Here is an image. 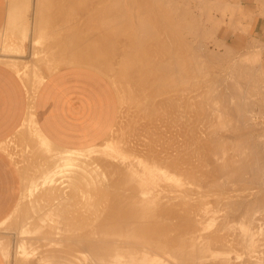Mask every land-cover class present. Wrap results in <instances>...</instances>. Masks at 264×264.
<instances>
[{
	"label": "bare ground",
	"instance_id": "1",
	"mask_svg": "<svg viewBox=\"0 0 264 264\" xmlns=\"http://www.w3.org/2000/svg\"><path fill=\"white\" fill-rule=\"evenodd\" d=\"M172 1L23 0L15 9L24 18V43L30 31L49 73L63 65L98 70L126 105L119 133L103 146L85 157L55 152V164L38 166L46 171L35 176L45 194L33 196L34 213H26L36 223L16 230L15 264H264V64H252L262 57L243 63L226 45L223 53L207 51L199 40L203 16L193 11L195 21L183 0ZM225 4L212 8L231 13L236 28L240 12L247 24L238 28L249 32L254 18ZM63 16V32H73L61 41L53 34L51 42V22ZM223 16L204 22L218 31ZM205 31L201 36L215 35ZM82 177L92 179L83 193L59 191Z\"/></svg>",
	"mask_w": 264,
	"mask_h": 264
},
{
	"label": "crops",
	"instance_id": "2",
	"mask_svg": "<svg viewBox=\"0 0 264 264\" xmlns=\"http://www.w3.org/2000/svg\"><path fill=\"white\" fill-rule=\"evenodd\" d=\"M229 1L237 4L246 17H253L254 23L248 33L228 30L223 35L225 44L247 51L255 43L254 51L262 54L264 64V0L226 3ZM22 5L23 0H0V264H15L19 245L16 240L21 242L18 232L23 224L26 227L33 221L28 215L36 208V194H45L37 185V173L55 164V152L79 155L106 140L118 122L120 110L111 79L93 68L64 66L39 80L40 66L33 53L32 34L29 31L24 43V18L17 13ZM12 9H17L18 19ZM18 63L21 64L17 66ZM43 170L40 174L46 172ZM30 174L37 181L32 183ZM30 210L33 213L28 214Z\"/></svg>",
	"mask_w": 264,
	"mask_h": 264
},
{
	"label": "rangeland",
	"instance_id": "3",
	"mask_svg": "<svg viewBox=\"0 0 264 264\" xmlns=\"http://www.w3.org/2000/svg\"><path fill=\"white\" fill-rule=\"evenodd\" d=\"M24 1H25V0H24ZM26 1H27V0H26ZM30 1H32V2L34 3L35 0H30ZM41 1H42V0H39V1L36 0V5H37V4L40 5V4H41ZM171 1H172V0H171ZM174 1L176 2V1H180V0H174ZM174 1H172V2H174ZM181 1H182V0H181ZM184 1L186 2L187 0H183V1L180 3L184 10L187 9V8H189V10H190V8H191L192 12H191V10H190V14H191V13L193 14V11H194V13H195L194 15L197 14V15L200 16V17L203 16V18H202L203 20H201L200 18H198V16H194V15H193L194 18H195V21H197L196 19H198V21H199V19H200V21H199V22H200V28H203V27H201V25L205 27V28H203V29H199V30H201V33H202V34H204V31H205V30H206L205 33L207 32V29L209 28L210 24H211V25H214V24H215L214 21H215V18H216V17H217V20H218V19H219V18H218L219 16H223V15L221 14L222 11H221L220 9H219V10L221 11V13H220L219 11H216V8H214V9L212 8V7H214V5H215V4H214V5H213V4L211 5V3L213 2V0H212V1H211V0H207L205 3H204V0H203V2L200 0V2H202V3L197 2L198 0H188L190 3L187 2L186 5H185ZM208 1H211V3L209 4ZM214 1H215V0H214ZM226 1H228V0H226ZM32 2H31V3H32ZM37 2H38V3H37ZM39 2H40V3H39ZM33 3H32V5H33ZM182 3H184V6H183ZM225 3H226V2H225L224 0H221V1L219 2V4H221V5H223V6L226 5ZM201 4H202V5H201ZM203 4H204V5H203ZM207 4H209V7H208V8L210 9V11L207 10V9H208V8L206 7V6H208ZM216 5H217V4H216ZM216 5H215V7H217V6L220 7V6H221V5H217V6H216ZM227 5H228V4H227ZM63 6H64V5H63ZM63 6H62V7H63ZM65 6H66V5H65ZM202 6H203V7H202ZM223 6H221V7H223ZM57 7H58V6H57ZM66 7H67V6H66ZM184 7H186V8H184ZM201 7H202L204 10H203ZM221 7H220V8H221ZM200 8L202 9V11L200 10ZM205 8H206V9H205ZM53 9H54V8H53ZM63 9H64V11H62ZM63 9H62L61 11L66 15V13H67L68 11L65 12V10H68V8L65 9V7H64ZM211 9H212V12H211ZM51 10H52V9H51ZM69 10H70V9H69ZM206 10H207V14H209L208 12H210L211 14H213V15L215 16V17H214V16L211 15V14L207 15V17H208L210 20H214V21H210V22H208V23H207V21L204 22V20L206 19V17H205V15H206ZM217 10H218V7H217ZM187 11H188V10H187ZM214 11H215V12H214ZM188 12H189V11H188ZM63 13H62V15H63ZM182 13H183V12H182ZM203 13H205V14H203ZM214 13H215V14H214ZM239 13H240V12H239ZM239 13H238V11H237L236 15H238V17L241 18L242 20L239 19V23H237V24H239V26H238L239 28H240L241 26H242L241 28H243V25H242V24H247V22H246L247 20L245 21L244 18L240 17V16H239ZM30 14H31V15L33 14L31 10H30V12H29L28 15H29L30 19H32V16H33V15L31 16ZM68 14H69V13H68ZM68 14H67L66 17H68ZM188 14H189V13H188ZM188 14H186V15H188ZM190 14H189L188 16H192V14H191V15H190ZM181 15H183V14H181ZM210 15H211L212 19L209 17ZM226 15H227V16H226ZM240 15H241V14H240ZM58 16H59V15H58ZM193 16H192V17H193ZM225 16H226V17H225ZM225 16H223V17H225V18H224V22H225L224 25H225V26L223 25L222 28H221L220 30H218V31H214L215 29H213L212 26L210 27V28H212V29H211L212 32H213V31L215 32V33H214L215 35H213L212 37H209V34H207L208 36L206 35V37H204V35L201 36V35H202V34H201L200 37H199V38H201V39H199V38L197 37V38L200 40V42H203V45H205V46L207 47V48L205 47L207 51H208V49L211 50V48H212L213 51H216V52H217V50H218L219 52H222V53L225 52L224 49H226V48H224V46H222V45H226V46H228V45L225 44V42H224V40H223V35H224L226 32H228V30L237 31V32H241V33H248V32H246V31H245V32L242 31V29L240 30L238 27H237V28L235 27V24H236V23L234 24V22H236V21L233 22V21L231 20V17H230L231 15H230V13H225ZM63 17H64V16H63ZM66 17H64L63 20H64ZM196 17H197V18H196ZM59 18L62 19V16H59ZM59 18H58V19H59ZM204 18H205V19H204ZM208 18H207V19H208ZM220 18H221V17H220ZM235 18H236V17H235ZM61 19L58 20V21H60V22L53 20V21H52L53 23H52V22L50 21L51 24H53L54 31L58 29L56 32L52 31V30H53L52 27H51L52 30L49 29V31L47 32V33H49V32L52 31V32H51L52 34L50 33V35H49V34L47 35L48 37H49V36L52 37L53 34L56 35V36L53 35L52 39H53L54 37H55V38H58L57 36H59L60 39H59V40L56 39V42L61 41L62 38H63L65 35L67 36L68 33L70 34V33L73 32V31H72V32H71V31H69V32H63V31H64V30H63V27H66L65 31H68V27H67V25L69 24V22H68L69 20H68L67 18H66V20H64V21L61 20ZM207 19H206V20H207ZM225 19H226V21H225ZM56 20H57V19H56ZM193 20H194V19H193ZM217 20H216V21H217ZM230 20H231V21H230ZM243 20H244V21H243ZM54 21L56 22L55 26H54V23H55ZM62 21H63V22H62ZM65 21H66V22H65ZM216 21H215V22H216ZM241 21H242V22H241ZM57 22H58V23H57ZM211 22H212L213 24H212ZM232 22H233V24H234V27H233V28L231 27L233 24H232V25L230 24V23H232ZM237 22H238V21H237ZM47 23H49V21H48ZM202 23L205 24V25H203ZM241 23H242V24H241ZM59 24H60V25H59ZM249 24H250V23H249ZM251 24H253V23H251ZM49 25H50V24H49ZM61 25H62V26H61ZM198 25H199V24H198ZM240 25H241V26H240ZM59 28H60V29H59ZM61 28H62V30H61ZM210 28H209V29H210ZM50 30H51V31H50ZM211 30H208V32L210 31L209 33L212 34ZM226 30H227V31H226ZM244 30H245V29H244ZM248 31L250 32V30H248ZM62 32H63V33H62ZM208 32H207V33H208ZM216 32H217V34H216ZM58 33L61 34V36L58 35ZM63 34H65V35L63 36ZM62 36H63V37H62ZM66 36H65V38H67ZM51 37H49L48 40H50ZM61 37H62V38H61ZM203 37H204V38H203ZM195 38H196V37H195ZM197 38H196V39H197ZM210 38H212V39H210ZM214 38H215V39H214ZM52 39L50 40L51 42H52ZM196 39H195L194 42L197 41L196 46H198V45H200V44H198V39H197V40H196ZM202 39H205V40H202ZM206 39H207V41H206ZM208 39H209V40H208ZM53 40H55V39H53ZM57 40H58V41H57ZM64 40H65V39H64ZM201 40H202V41H201ZM217 40H219L221 43L224 42V44H221L220 42L218 43ZM54 42H55V41H54ZM205 42H206V43H205ZM216 43H217V44H216ZM57 44H58V43H57ZM46 45H48V43H46ZM203 45H201V46H203ZM217 45H218V46H217ZM219 45H220V46H219ZM253 45H254V44H252V47L254 48L255 45H254V46H253ZM226 46H225V47H226ZM44 47H46V46H44ZM44 47H43V49H44ZM217 47H218V48H217ZM228 47H230V46H228ZM250 47H251V46H250ZM252 47H251V48H252ZM34 48H35V47H34ZM55 48H56V49H55ZM205 48H204V46H203V49H205ZM251 48H249V49H251ZM253 48H252V49H253ZM45 49H46V48H45ZM54 49H55V50H54ZM54 49L51 50V48H50V51H49V52H48V49H46V51H45L44 54L48 53V55H50L52 52L56 53V51H57V47H54ZM233 49H234V48H233ZM213 51L211 50V52H213ZM42 52H44V50H43ZM247 52H249V53H251V54H250L249 56H247V55H248ZM244 53H246V54H245L246 56L243 58ZM230 54H231V56H234V58H236V59H234V61L236 60L235 62H237L238 59H239V62H243V61L245 62V61L247 60L248 62H247V61H246V62L249 63V61H250V62L252 61V57H253V55H255L256 57L258 56V57H260V58L262 57V54H261L260 52L256 51V50H255V51H254V50H251V51H250V50H247V51H245V50H244V51H240L239 49H234V52L232 53V51H231ZM240 54H243V55L240 56ZM34 55H35L36 58L41 57V55H40L39 53H37L36 48L34 49ZM239 57H240L241 59H240ZM249 57H250V58H249ZM258 57H257V58H258ZM234 61H232V62L234 63ZM256 61H257V60H254V63L252 62V64L256 65V64L258 63V65H259V64H260V61H261V63H262V59H259V58H258V62H256ZM38 62H39V61H38ZM232 62H228V63L225 62V63H223V65H225V67H227V65H229V64L231 65ZM244 62H243V63H244ZM246 62H245V63H246ZM233 63H232L231 66H233ZM255 63H256V64H255ZM234 64H235V63H234ZM258 65H257V66H258ZM39 66H40V72H41L42 74H41L40 72H39V73L42 75V77H44V75H46V74H50V73L48 72V70L46 69L45 65H44L42 62H39ZM65 66H68V65H65ZM69 66H74V65H69ZM60 67H64V65H63V66H60ZM60 67H59V68H60ZM85 67H87V66H85ZM59 68H57V69H59ZM262 70H263V69H262ZM262 72H263V74H264V70H263ZM102 74H103V73H102ZM103 75H104V74H103ZM105 76H106V75H105ZM108 78H109V77H108ZM111 81H112V80H111ZM112 83H113V81H112ZM113 84H114V83H113ZM114 87L116 88V91H117L118 96H119V107H120V110H119V118H118V122H117V124H116V126H115L113 132L110 134V136H109L108 138H110L112 135H113V136H116L115 134H116L117 132L119 133L120 127H121V125H122L121 120H122V118L124 117V115H122V114H124V110H125V107H124V106H126V105H123V101H122V99H121V96H120L119 90H118V88H117V86H116L115 84H114ZM123 107H124V108H123ZM122 108H123V109H122ZM122 110H123V111H122ZM260 120H261V122H262L263 125H264V118H261ZM120 123H121V125H120ZM262 128H263V129H262V132L264 133V131H263V130H264V127H262ZM116 130H117V131H116ZM114 132H115V133H114ZM262 132H260V133H262ZM260 133H258V135H260ZM263 133H262V134H263ZM255 135L257 136V133H256ZM117 136H118V135H117ZM260 136H261V135H260ZM108 138H107V139H108ZM107 139H106V140H107ZM262 139H263V138H262ZM106 140L103 141L102 143H100L99 145L103 146V144L106 142ZM99 145H98V146H99ZM98 146H97L96 148L101 147V146H99V147H98ZM91 150H93V149H91ZM91 150L83 151V152H81L79 155H84V157H85V156L88 154V152L91 151ZM67 154H68V153H67ZM69 154H70V153H69ZM71 155H74V154H71ZM87 156H88V155H87ZM95 166H96V165H95ZM93 168H96V167H93ZM96 172H98L99 175L101 174L100 171H96ZM96 172L94 173V176H95L94 182H96L95 184H100V185H101V181L98 179V176H99V175H95V174H97ZM82 178H83V177H82ZM82 178H81V180H80L79 182H76V183H75V185L77 184V186L74 185L75 187H74V186H73L72 188H69V187H68V188H66V190H65V188H62L64 185H62V186L60 187L61 189H59V191H62V190H63V193H65V191H67V190L70 191L69 193H67V192H68V191H67V192H66L67 194H72L71 191H72L74 194H75V191H76V193H78V192H79V193H83V191H85V189H84L85 186H84V185H87V184L90 185L92 179L90 178V179L85 180V178H83V181H82ZM84 180H85V181H84ZM82 183H83V184H82ZM57 184H58V183H57ZM82 185H83V186H82ZM39 186H40V185H39ZM79 187H80V188H79ZM81 187H83L84 190H83V189L81 190ZM39 188H44V187L41 186V187H39ZM58 188H59V186H58ZM80 190H81V192H80ZM97 190H98V193L101 192V191H99V190H101V189H97ZM97 190H96V191H97ZM109 191H110V192H115V191H112V190H109ZM106 192H108V190H103V193H106ZM63 193H62V194H63ZM63 195H65V194H63ZM67 197H69V198H73V197H70V195H67L66 198H67ZM16 257H17V256H16ZM15 262H16V261H15Z\"/></svg>",
	"mask_w": 264,
	"mask_h": 264
}]
</instances>
